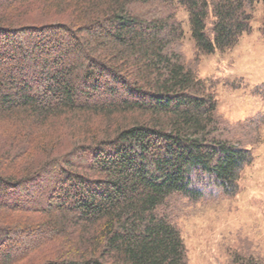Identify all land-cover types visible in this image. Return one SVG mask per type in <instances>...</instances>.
<instances>
[{
    "label": "trees",
    "instance_id": "16d2710c",
    "mask_svg": "<svg viewBox=\"0 0 264 264\" xmlns=\"http://www.w3.org/2000/svg\"><path fill=\"white\" fill-rule=\"evenodd\" d=\"M258 6L264 41V0H0V264H188L169 202L252 156L172 49L228 52Z\"/></svg>",
    "mask_w": 264,
    "mask_h": 264
},
{
    "label": "rangeland",
    "instance_id": "374dc122",
    "mask_svg": "<svg viewBox=\"0 0 264 264\" xmlns=\"http://www.w3.org/2000/svg\"><path fill=\"white\" fill-rule=\"evenodd\" d=\"M35 14V10L31 13ZM262 7L251 31L223 54L195 50L188 29L173 46L200 80L211 83L217 115L250 150L252 163L243 169L237 194L229 198L214 187L200 186L198 201L174 196L169 203L183 239L188 264H238L241 258L264 263V41ZM261 122V124H260ZM228 126V127H229ZM229 127V128H230ZM230 128V129H232ZM229 130V129H228ZM230 131V130H229ZM32 187L39 202V189Z\"/></svg>",
    "mask_w": 264,
    "mask_h": 264
}]
</instances>
